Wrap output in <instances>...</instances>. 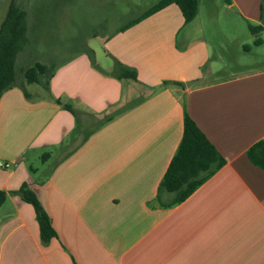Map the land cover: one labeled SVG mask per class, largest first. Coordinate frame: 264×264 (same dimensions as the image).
I'll return each instance as SVG.
<instances>
[{"label":"crops","instance_id":"crops-1","mask_svg":"<svg viewBox=\"0 0 264 264\" xmlns=\"http://www.w3.org/2000/svg\"><path fill=\"white\" fill-rule=\"evenodd\" d=\"M203 14L262 26L264 47V0L199 1L186 24L169 5L107 35L102 63L89 48L58 65L42 97L26 90L27 99L23 83L1 95L0 264H264V170L246 156L264 139V62L213 77L207 36L226 31L205 29ZM115 61L136 81L117 79ZM185 113L224 164L184 201L161 206ZM22 184L50 218L47 244Z\"/></svg>","mask_w":264,"mask_h":264},{"label":"rangeland","instance_id":"rangeland-1","mask_svg":"<svg viewBox=\"0 0 264 264\" xmlns=\"http://www.w3.org/2000/svg\"><path fill=\"white\" fill-rule=\"evenodd\" d=\"M10 1L0 0V24ZM157 1L15 0L16 5L26 13L28 38V43L15 58V86L23 83L28 92L42 97L45 95L43 87L25 83L21 71L35 63L57 67L89 48L96 51L97 61L102 63L105 37L128 21L140 16ZM199 1L204 7L205 0ZM203 15L205 29L221 28L226 31L217 37L207 36V39L211 40L215 46V51L211 52L214 56L211 62L215 64L213 70L217 72L213 77L249 70L254 67V64L264 62V47L253 46V37L248 31L247 22L239 27L228 19L225 23L223 14H220V20H217L216 16L209 19ZM244 45L249 46L250 50L243 51ZM101 66L104 67L103 64ZM239 67H242L241 70ZM202 70L206 69L202 68ZM45 156V153H42L35 164L38 177L45 172L47 166L44 164Z\"/></svg>","mask_w":264,"mask_h":264},{"label":"trees","instance_id":"trees-1","mask_svg":"<svg viewBox=\"0 0 264 264\" xmlns=\"http://www.w3.org/2000/svg\"><path fill=\"white\" fill-rule=\"evenodd\" d=\"M223 1L228 5L231 4V0ZM169 5L178 7L183 21L186 24L197 16L199 0H158L140 16L120 26L117 32L126 30ZM247 27L253 37V45H262V26L247 21ZM27 43L26 13L16 5L15 0H11L7 7L5 17L0 24V97L5 91L15 86V58ZM242 49L243 51H249L250 47L244 45ZM92 54V51H88L91 62L93 61ZM56 68L35 63L23 69L21 72L25 83L38 84L44 90L48 91L49 81ZM112 73L119 80L136 81L134 69L126 67L118 61L114 62ZM23 93L27 99L30 98L26 89L23 90ZM54 102L61 104L59 99H54ZM63 107L69 109L66 105H63ZM113 115L105 116L99 125L109 121ZM246 156L251 164L264 170V139L249 147L246 151ZM223 164V158L205 138L194 121L185 113L182 138L159 183L156 195L157 203L161 206H172L184 201ZM18 193L21 199L33 209L41 242L43 244L49 243L51 239L56 237V233L37 195L27 184H22ZM163 193L173 195L170 203L165 204L162 202L161 195ZM5 199L6 193L0 190V206L4 203Z\"/></svg>","mask_w":264,"mask_h":264},{"label":"built area","instance_id":"built-area-1","mask_svg":"<svg viewBox=\"0 0 264 264\" xmlns=\"http://www.w3.org/2000/svg\"><path fill=\"white\" fill-rule=\"evenodd\" d=\"M9 166V163H1L0 162V168H7Z\"/></svg>","mask_w":264,"mask_h":264}]
</instances>
